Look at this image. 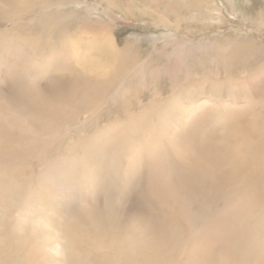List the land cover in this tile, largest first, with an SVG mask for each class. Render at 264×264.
Returning a JSON list of instances; mask_svg holds the SVG:
<instances>
[{"label": "bare ground", "instance_id": "6f19581e", "mask_svg": "<svg viewBox=\"0 0 264 264\" xmlns=\"http://www.w3.org/2000/svg\"><path fill=\"white\" fill-rule=\"evenodd\" d=\"M88 2L0 0V264H264V35L168 77Z\"/></svg>", "mask_w": 264, "mask_h": 264}, {"label": "rangeland", "instance_id": "374dc122", "mask_svg": "<svg viewBox=\"0 0 264 264\" xmlns=\"http://www.w3.org/2000/svg\"><path fill=\"white\" fill-rule=\"evenodd\" d=\"M261 1L113 0L111 7L104 6L105 8L101 10L104 9L113 17H119L113 31L116 42L121 45L138 46L142 51L141 59H148L153 67L158 66L161 70H166L168 77L175 75L182 77L188 67L196 69V72H199L201 66L211 68L212 59L218 54L222 56V61L225 60L224 56L218 53V49L222 47L228 48V57L238 56L241 51L260 53L262 50L259 49H262L260 48L262 45L254 46L249 42L251 40L249 29L255 31L257 35H264V27L258 26V17L264 11V0ZM88 3L89 6H93L90 0ZM66 8L68 9V6ZM82 11L85 12L83 9ZM103 18H105L103 26L108 27L106 23H110L109 19L105 16ZM162 18L170 21V24L162 23ZM10 26L11 24L0 23V30ZM172 37L184 42L169 41L168 43ZM263 40L264 37L263 39L259 37L256 42L264 44ZM181 50L183 52H180ZM260 54L264 55V51Z\"/></svg>", "mask_w": 264, "mask_h": 264}]
</instances>
